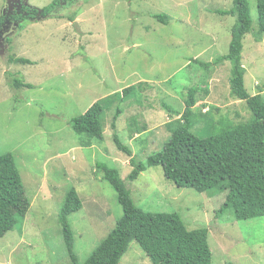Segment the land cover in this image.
Segmentation results:
<instances>
[{"label":"rangeland","instance_id":"374dc122","mask_svg":"<svg viewBox=\"0 0 264 264\" xmlns=\"http://www.w3.org/2000/svg\"><path fill=\"white\" fill-rule=\"evenodd\" d=\"M25 1L40 10L54 0ZM65 1L44 18L38 13L37 20L21 22L5 36L9 45L0 52V155H13L30 202L14 229L0 237V264H72L58 221L70 189L82 203L68 223L76 262H85L122 216L116 193L96 163L119 170L142 210L176 213L188 230L207 228L211 264H264V216L242 221L230 211L216 216L224 193L178 188L161 166L127 181L130 157L115 146L111 128L120 108L116 134L145 162L162 150L171 135L166 124L178 118L162 105L181 114L190 87L197 91L194 112L209 113L195 120L194 136L205 139L223 124L249 119L245 102L230 95V64H212L227 53L235 23L215 11L230 10L233 0ZM247 3L254 28L256 0ZM3 6L0 0V20ZM156 15L165 16V23ZM11 56L29 63H7ZM241 56L246 90L264 99V39L247 35ZM193 59L197 63L189 65ZM14 77L30 88H12ZM138 82L141 88L127 101L106 99ZM101 99L103 140L85 147L70 120ZM120 264L151 262L133 241Z\"/></svg>","mask_w":264,"mask_h":264},{"label":"trees","instance_id":"16d2710c","mask_svg":"<svg viewBox=\"0 0 264 264\" xmlns=\"http://www.w3.org/2000/svg\"><path fill=\"white\" fill-rule=\"evenodd\" d=\"M63 1L66 2L54 0L40 10L33 8L32 15L35 16L40 11L44 18L53 13L54 8L59 7ZM256 12V26L252 28L247 0H233L230 10L215 11L219 16L234 17L235 23L231 28L227 53L216 57L212 64H230V95L245 102L250 112L249 119L240 123L223 124L219 132L205 139L194 136L191 128L195 120L207 117L209 113L194 112L197 91L195 87H190L187 89L185 107L181 114L162 105L178 118L166 124L171 129V135L162 150L150 154L145 162H141L120 142L116 134L115 122L121 114L120 108H117L111 128L114 130L115 146L130 157L132 170L127 181L136 180L150 167L161 166L164 177L178 188H191L197 192L212 194L224 193V203L216 211V216L226 211H230L237 221L264 216V99L259 93L251 96L246 90L245 69L241 63L245 37L251 34L257 42L264 39V0H256ZM154 18L162 23L166 21L165 16L156 15ZM7 43L9 44V39ZM6 62L29 63L26 59H14L12 56ZM193 62L197 63V60L193 59L189 65ZM142 83L138 82L137 85L112 93L106 99L123 103L135 90L141 88ZM10 85L16 90L30 88L29 84H24L16 77L12 78ZM143 89H140L141 92ZM102 101L104 100L94 102L82 114L70 120L73 132L82 136L81 144L85 147L103 140ZM96 169L103 173V179L116 193L122 216L83 264H120L133 241L139 245L151 264H211L207 228L188 230L176 213H151L142 210L134 204L117 168L96 163ZM29 206L13 155H0V237L14 229ZM81 207L76 191L70 189L58 216L63 242L72 264L77 262L68 216Z\"/></svg>","mask_w":264,"mask_h":264},{"label":"flooded vegetation","instance_id":"af4514ba","mask_svg":"<svg viewBox=\"0 0 264 264\" xmlns=\"http://www.w3.org/2000/svg\"><path fill=\"white\" fill-rule=\"evenodd\" d=\"M4 2L5 6L2 8V16L0 20V52L1 49L7 45L8 39H10L5 36H7L12 30H14L13 32L15 33L20 27V23L25 19L30 21L37 20L36 16L39 12L38 11L37 14L33 16V8L37 10L39 9L33 6H28L27 1L25 0H6ZM54 9H56V7Z\"/></svg>","mask_w":264,"mask_h":264},{"label":"crops","instance_id":"0c3cea01","mask_svg":"<svg viewBox=\"0 0 264 264\" xmlns=\"http://www.w3.org/2000/svg\"><path fill=\"white\" fill-rule=\"evenodd\" d=\"M15 64H16V63L12 64L11 66L14 68Z\"/></svg>","mask_w":264,"mask_h":264},{"label":"water","instance_id":"95a60500","mask_svg":"<svg viewBox=\"0 0 264 264\" xmlns=\"http://www.w3.org/2000/svg\"><path fill=\"white\" fill-rule=\"evenodd\" d=\"M38 13H40V11Z\"/></svg>","mask_w":264,"mask_h":264}]
</instances>
